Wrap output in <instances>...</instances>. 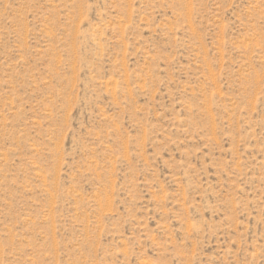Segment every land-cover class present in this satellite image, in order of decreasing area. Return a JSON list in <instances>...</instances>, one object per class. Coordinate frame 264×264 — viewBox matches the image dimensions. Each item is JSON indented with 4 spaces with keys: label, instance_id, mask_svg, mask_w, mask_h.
<instances>
[{
    "label": "rangeland",
    "instance_id": "1",
    "mask_svg": "<svg viewBox=\"0 0 264 264\" xmlns=\"http://www.w3.org/2000/svg\"><path fill=\"white\" fill-rule=\"evenodd\" d=\"M0 264H264V0H0Z\"/></svg>",
    "mask_w": 264,
    "mask_h": 264
}]
</instances>
